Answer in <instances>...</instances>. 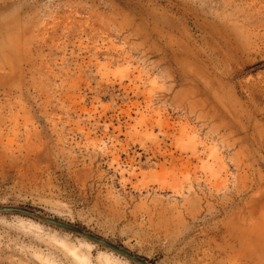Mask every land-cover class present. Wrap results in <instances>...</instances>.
I'll return each instance as SVG.
<instances>
[{
    "label": "rangeland",
    "instance_id": "1",
    "mask_svg": "<svg viewBox=\"0 0 264 264\" xmlns=\"http://www.w3.org/2000/svg\"><path fill=\"white\" fill-rule=\"evenodd\" d=\"M151 264H264V0H0V206ZM0 264H138L0 212Z\"/></svg>",
    "mask_w": 264,
    "mask_h": 264
},
{
    "label": "water",
    "instance_id": "2",
    "mask_svg": "<svg viewBox=\"0 0 264 264\" xmlns=\"http://www.w3.org/2000/svg\"><path fill=\"white\" fill-rule=\"evenodd\" d=\"M0 212H18V213H25L28 215H32L35 217H38L50 224L56 225L58 227L79 233L80 235L95 241L97 243L106 245L113 249L114 251L132 259L133 261L137 262L138 264H151L148 260L144 259L143 257L139 256L138 254L130 251L129 249L107 239L104 238L94 232L86 231L82 227L75 225L73 223H70L68 221L56 218L54 216L43 214L42 212H39L33 208H29L26 206H19V205H2L0 206Z\"/></svg>",
    "mask_w": 264,
    "mask_h": 264
}]
</instances>
